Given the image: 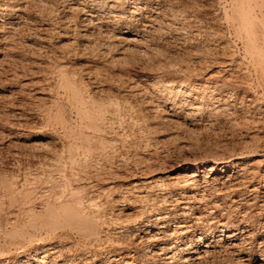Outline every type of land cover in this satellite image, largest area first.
<instances>
[{"label":"rangeland","instance_id":"obj_1","mask_svg":"<svg viewBox=\"0 0 264 264\" xmlns=\"http://www.w3.org/2000/svg\"><path fill=\"white\" fill-rule=\"evenodd\" d=\"M0 1V8H12L0 17V184L41 191L52 184L45 183L49 171L60 184L52 161L67 139L54 108L61 105L70 126L79 123L65 74L86 98L111 109L102 133L115 144L101 168L89 165V181H83L102 196L97 199L105 217L130 222L170 212L171 227L186 220L196 235L226 221V230L238 225L239 234L193 264L264 263V75L228 19L232 0ZM168 82L170 95L182 83L190 90L170 98ZM195 164L199 179L187 184L183 171L192 172ZM212 164V173L226 167L205 185L202 170ZM177 204L190 205L187 217ZM13 208L5 200L2 223ZM43 239L64 244L75 237ZM203 242H188V248ZM20 250L0 234V259L20 257Z\"/></svg>","mask_w":264,"mask_h":264},{"label":"bare ground","instance_id":"obj_2","mask_svg":"<svg viewBox=\"0 0 264 264\" xmlns=\"http://www.w3.org/2000/svg\"><path fill=\"white\" fill-rule=\"evenodd\" d=\"M231 3L232 8L231 13L227 15L228 19L230 22L233 21L235 25H237L240 31L239 33L242 35V42L246 47V54L254 66L264 75V0H232ZM6 10L11 12L12 8L7 9V7H1L0 17L5 15ZM62 76L63 79L65 78L67 99L70 102L69 104L76 110L79 123H77V125L75 124L76 126H70L65 118L61 105L58 104L57 108H54L55 112L53 118L62 125L65 131L64 137L67 139L66 143L64 145L62 144L59 153L54 155L56 157L55 161H52L54 163L52 166L58 171L57 173H60L59 176L61 177V181L60 184H54L53 179L55 176L52 177L53 175L49 171L47 176H45V183L48 181L49 184H51V182L52 184L49 185V187L42 188L43 190L41 189V191H36L35 189H26L23 191L22 189L12 187L10 182L11 187L4 184L5 182L0 184V186L2 185L0 209H2L5 200H7L9 207L13 208L12 206H17V209H15V207L13 208V210L15 209L14 211L9 212L8 218H6L4 223L0 221V234L11 247L20 248L21 253H23L20 257L8 260L0 259V264H138L139 262H141V264H156L157 262L160 264H193L195 261V263H197V261L203 260L206 255H212L216 250L217 243L221 244L223 241L231 240L236 237L240 227L238 228L237 225L236 228L227 231L225 227L227 225L226 221H219L218 225L211 229L208 235H206L203 230H200V232L197 233L198 235H196L194 230H190L191 225L187 224L186 220L181 222L176 221L177 223L174 224V227H171L170 222L173 223L175 215H172L170 212L158 211L155 216L156 218L153 220L142 219L137 216L138 219H134L130 222L121 219V216L117 215H115L117 217L113 218H111V216L110 218L105 217L106 213L104 212L105 208L103 207V202L100 203L101 200L99 201L97 199L98 196L101 195L94 194L96 191L93 190L94 192H92L83 181H89L86 180V176H84L86 174L85 170L88 169L89 165L98 164L100 167L101 165H99V163L101 164L105 156H107V149L109 151V148L111 149L110 146L115 144V139H111V137L108 138L102 133L105 128L103 127L104 123L111 109L109 104L94 102L93 96L90 94L86 98L78 86H75L70 79L68 80L65 74H62ZM166 87H168L170 98L176 97L178 93H187L190 90L182 83L179 84V88L176 90L177 94L170 95L173 92V84L168 82ZM57 102L55 104H57ZM112 108H114V110L116 109L117 112V106L116 108ZM15 113L22 115L20 111ZM187 114L188 113H186V115ZM33 139L37 140L38 137L35 136ZM124 157H126V155ZM92 166L91 169H93ZM48 167H50V165ZM200 167L201 166L195 164L192 167V172L188 173L187 169L183 171L184 174L182 176L185 177V182H189H186L187 184L196 185L200 176L197 174V171H200ZM223 167H226V165L220 167L219 172L216 173H212L214 168H216L213 164L209 166L206 171L202 170V172L207 174L206 176L202 175L205 185L209 184L210 175H212V180H216L217 175L215 174L223 173ZM89 171L91 170L89 169ZM41 177L44 176L41 175L40 178ZM35 179H33V182ZM99 179L101 181L103 180L100 177ZM57 180L59 181V179ZM36 181L39 183V178ZM42 183H44V180ZM136 186H138V184ZM142 187L144 186H141V188ZM103 188L105 190V187ZM103 188L102 193L108 196V193H106L107 191L104 192ZM107 188L109 191V187ZM99 191L100 190L97 189L98 193ZM123 198L125 200V197ZM175 208L177 211H182V213H180L181 216H186L187 210H190V205L177 204ZM217 229H220L218 230L219 233L218 235H214ZM62 233L74 235L75 240L64 244L58 241L50 243L43 242V235L47 236L48 234H53L54 236H60ZM205 238L207 239L206 241H204ZM41 239H43V241ZM33 241L37 242H34V244ZM191 241L195 243L204 242L202 246L196 245L193 249H189L188 242ZM25 242L27 244L32 242L34 245L32 244L28 248L22 249ZM232 247L233 246H231V248ZM167 251H169L170 254L163 258L162 255H166ZM185 251L189 252H187V254H181ZM263 258H261V261ZM58 259L61 260L60 263ZM257 264L264 263L258 262Z\"/></svg>","mask_w":264,"mask_h":264}]
</instances>
